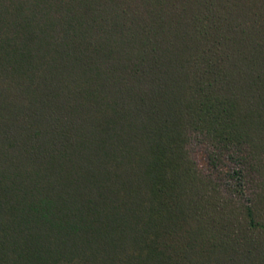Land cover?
Segmentation results:
<instances>
[{"label": "trees", "instance_id": "obj_1", "mask_svg": "<svg viewBox=\"0 0 264 264\" xmlns=\"http://www.w3.org/2000/svg\"><path fill=\"white\" fill-rule=\"evenodd\" d=\"M0 264H264V0H0Z\"/></svg>", "mask_w": 264, "mask_h": 264}, {"label": "rangeland", "instance_id": "obj_2", "mask_svg": "<svg viewBox=\"0 0 264 264\" xmlns=\"http://www.w3.org/2000/svg\"><path fill=\"white\" fill-rule=\"evenodd\" d=\"M191 153L199 171L216 182L224 196L246 204L254 197L256 191L255 177L245 173L242 174L243 181L236 179L234 172L238 170V166L233 160L227 156H222L220 160L212 164L208 158V148L200 143L192 144Z\"/></svg>", "mask_w": 264, "mask_h": 264}]
</instances>
